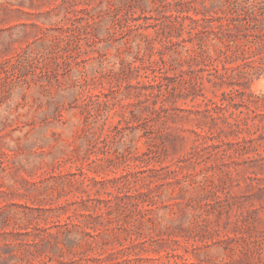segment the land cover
<instances>
[{"label": "rangeland", "instance_id": "obj_1", "mask_svg": "<svg viewBox=\"0 0 264 264\" xmlns=\"http://www.w3.org/2000/svg\"><path fill=\"white\" fill-rule=\"evenodd\" d=\"M167 1L0 0V264H264V48Z\"/></svg>", "mask_w": 264, "mask_h": 264}, {"label": "trees", "instance_id": "obj_2", "mask_svg": "<svg viewBox=\"0 0 264 264\" xmlns=\"http://www.w3.org/2000/svg\"><path fill=\"white\" fill-rule=\"evenodd\" d=\"M142 1L148 4V0ZM151 1L153 2L154 0ZM201 1L206 2L208 0ZM191 2L192 0L167 1V4L173 3L175 5V14L166 16V19L168 18L167 20L147 24L144 27L166 26L169 32L164 36V42H172V37L179 38L182 31H185L187 36L180 38L178 42L192 41L193 37L200 38L202 35L204 37H210L212 40H219L221 43L226 42L218 50V55L225 60L233 57L234 59L246 61L251 57V55H248L252 52V50L248 49L249 47L242 48L238 54H235V50L227 45L229 41H236L248 36L249 28L257 31L253 35L256 37L255 41H261V45L257 47L258 50L264 48V11H262V6H260L262 4L256 3L254 0H240L236 2L231 0H210V6L208 8L214 14H205L199 10H194V15L196 16H192L185 14V12L190 11ZM199 13H202L201 17L197 16ZM207 15H210V17L206 18L205 16ZM184 19H189V23H184ZM201 21H204L206 25L198 28ZM244 22H248V25ZM218 79L220 78L218 77ZM213 83L220 85L222 82L213 81ZM82 231L92 235L89 231L86 232L85 228Z\"/></svg>", "mask_w": 264, "mask_h": 264}]
</instances>
